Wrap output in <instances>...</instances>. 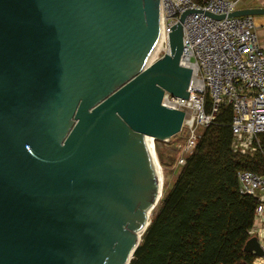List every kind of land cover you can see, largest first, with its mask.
<instances>
[{"label":"water","instance_id":"1","mask_svg":"<svg viewBox=\"0 0 264 264\" xmlns=\"http://www.w3.org/2000/svg\"><path fill=\"white\" fill-rule=\"evenodd\" d=\"M201 10L154 58L161 0H0V264H129L185 115L162 103L189 95L182 22ZM244 249L264 253L255 234Z\"/></svg>","mask_w":264,"mask_h":264},{"label":"built area","instance_id":"2","mask_svg":"<svg viewBox=\"0 0 264 264\" xmlns=\"http://www.w3.org/2000/svg\"><path fill=\"white\" fill-rule=\"evenodd\" d=\"M188 8L202 9L189 12L182 22L181 61L193 70L189 95L184 98L165 91L162 98L163 104L185 111L181 130L171 137L176 151L173 167L186 162L200 137V127L215 121L222 103L231 105L232 150L253 154L261 148L264 132V46L254 16L228 15L237 8L236 0H161L156 57L169 51V33ZM204 11L224 16L215 18ZM237 178L240 193L257 201L248 234H255L264 250V172L240 169ZM252 264H264V253L255 255Z\"/></svg>","mask_w":264,"mask_h":264},{"label":"trees","instance_id":"3","mask_svg":"<svg viewBox=\"0 0 264 264\" xmlns=\"http://www.w3.org/2000/svg\"><path fill=\"white\" fill-rule=\"evenodd\" d=\"M231 116V105L222 103L215 121L200 127L196 146L171 186L163 184L129 264H252L255 255L244 245L257 201L240 193L237 173L264 172V132L260 149L240 155L231 147ZM172 138L164 140L166 151H175Z\"/></svg>","mask_w":264,"mask_h":264},{"label":"rangeland","instance_id":"4","mask_svg":"<svg viewBox=\"0 0 264 264\" xmlns=\"http://www.w3.org/2000/svg\"><path fill=\"white\" fill-rule=\"evenodd\" d=\"M158 50V49H157ZM157 50L154 53V55H158L157 54ZM171 138V137H170ZM179 138V134L176 137V140ZM162 140V139H160ZM167 146L164 145L163 147V180H164V187H169L172 184V180L174 178V176L176 175V172L178 171V169L180 168V166L177 167H173V160L176 156V151H166ZM162 180V179H161Z\"/></svg>","mask_w":264,"mask_h":264},{"label":"crops","instance_id":"5","mask_svg":"<svg viewBox=\"0 0 264 264\" xmlns=\"http://www.w3.org/2000/svg\"><path fill=\"white\" fill-rule=\"evenodd\" d=\"M237 8L264 6V0H236ZM256 22L259 42L264 46V13L252 14Z\"/></svg>","mask_w":264,"mask_h":264},{"label":"bare ground","instance_id":"6","mask_svg":"<svg viewBox=\"0 0 264 264\" xmlns=\"http://www.w3.org/2000/svg\"><path fill=\"white\" fill-rule=\"evenodd\" d=\"M158 47V43H157V45H156V47H155V51H154V53L156 52V50L158 49L157 48ZM154 53H153V55H154ZM157 54H158V51H157ZM156 56L154 55V58H155ZM162 182H163V184H164V180H163V178H162V180H161Z\"/></svg>","mask_w":264,"mask_h":264}]
</instances>
